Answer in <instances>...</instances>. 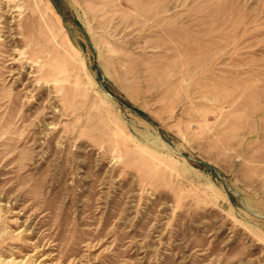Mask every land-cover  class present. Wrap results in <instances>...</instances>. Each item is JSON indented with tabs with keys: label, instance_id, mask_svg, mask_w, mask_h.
<instances>
[{
	"label": "rangeland",
	"instance_id": "1",
	"mask_svg": "<svg viewBox=\"0 0 264 264\" xmlns=\"http://www.w3.org/2000/svg\"><path fill=\"white\" fill-rule=\"evenodd\" d=\"M0 264H264V0H0Z\"/></svg>",
	"mask_w": 264,
	"mask_h": 264
},
{
	"label": "water",
	"instance_id": "2",
	"mask_svg": "<svg viewBox=\"0 0 264 264\" xmlns=\"http://www.w3.org/2000/svg\"><path fill=\"white\" fill-rule=\"evenodd\" d=\"M106 93L111 96V97H114L111 93H109L108 91H106Z\"/></svg>",
	"mask_w": 264,
	"mask_h": 264
}]
</instances>
